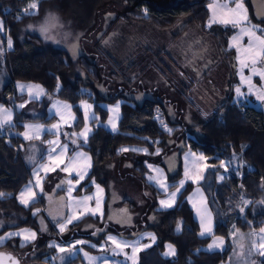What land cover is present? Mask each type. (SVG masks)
I'll return each mask as SVG.
<instances>
[{"label": "trees", "instance_id": "16d2710c", "mask_svg": "<svg viewBox=\"0 0 264 264\" xmlns=\"http://www.w3.org/2000/svg\"><path fill=\"white\" fill-rule=\"evenodd\" d=\"M33 1H37V8L34 13H27ZM162 1L0 0V22L5 26V36L11 46L4 57L10 81L4 89L3 102L11 104L12 96H16L17 102L27 99L26 95L15 93L18 82L38 84L47 96L73 106L77 116L76 123L69 130L73 134L79 133L85 124L79 104L84 101L94 103L98 119L92 122V135L86 143L73 144L70 149V153L83 149L93 161L92 171L77 191L78 195L90 191L89 184L96 181L106 190L109 200L108 179L112 174L108 166L125 155L121 150L126 147L132 149L129 156L133 172L148 186L154 198L163 194L146 182L147 163L165 168L166 155L175 139L182 137L184 145L180 150L178 170L175 174H168L169 181L182 178V155L187 151L204 154L211 167V176L223 162H230L232 169L223 181L217 182L216 177L210 180L209 195L219 210L220 220L213 234L200 236L201 225L188 202L189 193L193 190V185L189 184L171 209L159 210L157 199H154L149 210L154 219L144 222L140 230L152 233L155 243L140 252L138 263L225 264L230 250H206L214 237L230 241L237 231L255 233L264 226V110L238 103L229 96L215 111L204 112L191 94L196 85L192 82L190 87L183 84L181 89L177 88L183 101L195 112L192 125H186L171 121L166 102L156 98L139 102L133 97L132 94L139 91L136 84H142L151 71L170 86L177 80L175 72L183 75L168 49L190 27L195 25L211 37L219 51L226 48L228 36L234 34L231 28L219 24L207 27L211 0H171L169 4ZM244 3L249 13L248 23L263 24L256 17L251 1L244 0ZM107 6H115L119 12L111 15L106 28L98 32L93 46L95 54L89 53L85 47L83 54L73 58L66 49L27 32L28 25L41 23L53 14L84 37L95 28L98 14ZM88 41L91 42L90 39ZM99 59L106 62L109 75ZM107 80L119 82L114 94H109ZM105 103L121 105L122 119L116 132L104 127L109 118V112L101 106ZM44 105L46 108V100L42 102ZM159 114L167 129L161 125ZM23 120L22 113L16 112L7 132L0 133V238L21 229L35 230L41 236L40 215L36 212L42 202L25 207L19 203L18 196L29 183L33 169L25 161L26 149L32 144L44 147L39 156L41 160L46 154L43 142L48 135L42 140L23 141L15 136L21 132ZM40 121L52 123L55 118L47 119L45 116ZM63 139H66L64 135ZM176 186L172 184L171 189ZM123 205L136 210V206L127 200ZM87 223L104 227L83 236L78 231ZM112 231L106 217H87L61 234L68 237L67 234L75 233L73 240L83 238L101 245L108 242V234ZM59 238L58 232L51 228L48 240L22 245L20 238L11 237L0 245V250L19 257L21 264H54L52 259L58 256V251L51 241ZM168 247L174 251L173 256H166ZM78 259L70 258L65 264H77Z\"/></svg>", "mask_w": 264, "mask_h": 264}, {"label": "rangeland", "instance_id": "374dc122", "mask_svg": "<svg viewBox=\"0 0 264 264\" xmlns=\"http://www.w3.org/2000/svg\"><path fill=\"white\" fill-rule=\"evenodd\" d=\"M250 1L254 7L256 17L263 24L248 23L249 13L244 0H211L207 27L219 24L234 30V34L231 37L228 36L226 48L219 51L211 37L203 34L195 25L190 27L168 49L169 54L180 65L183 75L179 76V73L175 72L177 80L173 81L170 86L169 83L151 71L144 78L142 84H136L135 87L139 91L134 92L133 97L139 102L148 98H156L166 102L171 121H180L186 125H192L195 112L183 101L178 89H181L183 84L190 87L192 82L196 85L195 87L192 86L194 89L191 94L197 102V106L204 112L215 111L229 96L233 97L238 103L264 110V0ZM162 2L169 4L171 0H163ZM37 4V1L31 2L26 12L34 13ZM159 5L163 6V4ZM118 12L115 6L103 8L98 14L95 28L84 37L78 31L73 30L71 25H65L63 20L53 14H49L41 23L28 25L26 28L27 32L40 36L46 42L57 47L66 49L73 58H77L86 51L85 47L89 53L95 54L93 46L98 32L104 30L110 22L108 20L110 16ZM5 35V26L0 23V131L3 133H6L10 125L13 124L17 109L20 110L23 107L20 102L16 101V96L11 97V104L9 105L2 102L4 89L9 82L4 67L5 64L2 61L6 51L11 47L10 41ZM98 62L105 65V72L109 75L110 71L106 62L102 59H99ZM169 68L173 69L170 66ZM107 82L110 86L109 94H114L117 91L119 82L110 80H107ZM177 83L182 84L178 87ZM16 92L18 95H27L23 105L32 103L31 101L34 99L42 101L46 97L44 88L35 83L18 82ZM103 92L106 94V91ZM50 103L53 104L50 107V113L55 110L60 114V109H57L55 104H61V101L49 97L46 100V111ZM87 104V102L82 104L86 121L91 119L89 113H86ZM42 111H45V105ZM158 118L161 119L162 116L159 114ZM59 119L60 122L64 121L63 116L59 115ZM108 122L109 125L112 124L113 117ZM88 125L89 123H87ZM161 125L167 129L163 120ZM67 129L63 133H67ZM34 130L30 129L29 131L31 133ZM66 143H69V141ZM73 144L76 145V142L71 141L69 143L70 147ZM183 145L182 137L171 141L170 150L164 161L165 168L154 163H147L146 182L156 187L163 194L162 196L154 198L148 186L133 172V164L128 149H125V155L118 162L108 166L112 176L110 180L108 179L109 201L107 207H105V189L99 186L96 181L92 182L96 185V191L99 190L100 193L99 196L95 193L94 196L83 197L84 200H87L96 196L97 205H91V211L88 213L93 216L98 215L95 208L99 204L102 206V212L99 215L103 217L107 214V223L113 229L108 234V242L101 245H96L83 238L73 240L75 233L67 234L68 237L62 236L61 233H64L71 224L77 221L64 220V208L69 206L68 201L71 199V196L67 195L66 192L68 183L66 177H62L61 181L54 178L50 180L45 190L42 191L45 193L50 206H54L55 202H58L60 207L55 209V217H58V220L54 222L55 224L59 223L57 230L60 238L51 241V245L58 251V256L60 255V258L65 256L67 259L79 258L77 264H138L140 252L155 243V236L152 233L141 232L140 230L144 222H150L154 219L149 213L154 199H157L159 210L171 209L177 204L180 195L187 189L189 184L193 185V190L189 193L188 202L201 225L200 236H211L219 224V210L213 204L209 195L210 180L216 177L217 182L223 181L232 169L231 163L223 162L211 176V167L208 165L204 154L202 152L187 151L182 155V178L177 181H169L168 174H175L178 170V159ZM233 167L236 169V165H233ZM60 184H62V187ZM172 184H177V186L171 189ZM58 190H63L64 194L59 199L57 198L59 196ZM28 191L34 194L31 185L25 187L24 192ZM125 200L134 204L136 210L133 211L128 206H124L123 202ZM21 201L24 203V198ZM81 210L82 213H86L85 210ZM40 223L41 236L37 231L31 229L11 231L5 237L0 238V245L15 236L20 237L25 244L31 241L39 242L43 237L48 240L49 235L45 233L47 225L43 219H40ZM87 224L82 226L78 232L88 233L104 227L103 225L97 227L98 224L95 223ZM252 235H254L252 249L255 252L253 255L264 259V226ZM237 236L238 231L232 237L233 250L230 252L226 264H233L235 258L241 259L243 257L241 253H245L241 251L242 246L239 247L238 251L234 249ZM67 239H69L68 242ZM90 247L98 250V252L90 249ZM207 249L212 252L217 250L226 251L229 249L228 241L220 237H214L206 247ZM65 258L63 259L65 260ZM250 259L248 263H250Z\"/></svg>", "mask_w": 264, "mask_h": 264}, {"label": "crops", "instance_id": "0c3cea01", "mask_svg": "<svg viewBox=\"0 0 264 264\" xmlns=\"http://www.w3.org/2000/svg\"><path fill=\"white\" fill-rule=\"evenodd\" d=\"M3 62H4V59L2 63ZM7 76L10 81L8 74ZM15 93L18 94L16 92V85H15ZM48 99H49V96H47L46 94V97L44 98V100L42 99V101L34 99L31 101L32 103H29L28 105H23L25 101L20 102L23 107H21L20 110L17 109V112L22 113L24 120L20 123L22 125L21 133L18 132L15 134V136H18L25 142H29L33 140H42V138H44L45 135H48V139L43 142L44 146H46V154L42 156L41 160H39V156H41L40 154L42 152V149H45L44 147L42 148V146L39 144H32L26 149L25 161L28 165L32 166L33 169L31 172L30 181L25 187H27L28 185H31L34 191V194H31V192L29 193V191L24 192V189H25L24 187L18 196V201L21 205L25 207H29L30 205L36 202H39V201L42 202L41 206L37 209V212H36V214L40 215L39 228H41L40 219H43V221H45L47 225L45 233H48V235H50L51 228H53L55 232H58V230L56 229V226L58 228L59 223L58 224L54 223L55 220H58V217H55L56 216L55 209L56 208L59 209L60 207H59L58 202H55L54 206H50L48 203V199L47 197H45V193H43V191L45 190L48 182L52 180L53 178L61 181L62 177H66L68 181L66 185V188H67L66 192H67V195L71 196V199H69L68 201L69 206L67 208H64V212H65L64 220H73V222L77 221L76 223H78L87 217L104 219L105 217L107 218V214H105L103 217L99 215L100 212H102V206H100L99 204L95 208L96 213L98 215L93 216L92 214L88 213L91 211V208H90L91 205L92 206L97 205L96 196L92 198H88L87 200H84L83 197L85 196L90 197L91 195L94 196L95 193H97V196H99V193H100L99 190L96 191V185L92 183L93 181L89 184V186L91 187L90 191L88 192L84 191L80 195L77 194V191L87 181L92 171L93 161H92L90 154L84 151L83 149H75L74 151L70 153L71 147L69 143H66L67 140H71L72 142L75 141L76 144L86 143L88 141V139L93 133L92 122L98 119V115L95 113V110H94V103H92L91 101H84L88 103L87 104L88 106L86 108L87 110L86 113H89V115L91 116V119L88 121H86L87 119L85 116V111L82 108L83 102L79 104V107L84 115L85 124H84L83 129L79 133L73 134L69 132L70 129H67V128L73 127V125L77 121V116L75 112L73 111V106L69 103L63 104L66 102L61 101V104H55L56 108L60 109V114H58L55 110H52V112L50 113V107L53 105L51 103L47 111H46V108H45V111H42V108L44 107L42 106V102L43 101L45 102V100H48ZM35 102H38V103H35ZM101 106L109 112V118L107 122L104 124V127L113 132L118 131V126L122 119L121 105L120 104L111 105V104L105 103V104H102ZM59 115L63 116L64 121L60 122ZM45 116L47 117V119L55 118V121L52 123L41 122L40 120L43 119ZM112 117H113V122L112 124L109 125L108 121ZM87 123H89L88 126H87ZM30 129H35V130L30 133L29 131ZM66 129H67V133H63V131ZM0 133L3 134L2 131ZM28 133L31 135L25 136V134H28ZM63 135L66 137V139H63ZM125 149H128L127 151L132 150L131 148H128V147L123 148L121 152H123L124 154H125ZM60 186L62 187V184H60ZM41 191L42 193H40ZM58 194L59 196L57 198L59 199L62 195H64L63 190H58ZM104 195L106 197V203H105L106 206L105 205L104 206L107 207L108 201H109L107 192L106 194L104 193ZM23 198L25 200L24 203H22L21 201L23 200ZM91 201H94V202H91ZM81 209L85 210L86 213L85 214L82 213ZM218 220H219V216H218ZM76 223H73V224H76ZM91 232L93 231H90L88 233L83 232L81 234H83V236L84 235L86 236ZM252 234L253 233L251 232L238 231V236L236 237V240H235L236 244L234 245L235 246L234 249L238 251L239 247L242 246L241 251L245 253L244 254L241 253V255H243L241 259L235 258L233 260V264H264L263 258L253 255L255 252H254V249H252V243L254 241V235ZM43 239H47V238L43 237ZM32 242L33 241L27 242L25 244L21 240L22 245H27ZM228 245H229L228 250H230L231 252L233 250L232 239L228 241ZM244 247H245V251H244ZM207 251L212 252L208 249ZM173 255H174V251L172 250V248L168 247L166 256H173ZM254 257H256V259H254ZM63 258H65V256H63ZM63 258H60V255L56 256L55 258L52 259V263L65 264V262L68 259H70V258L67 259L66 257L64 260ZM249 259H250V263H248Z\"/></svg>", "mask_w": 264, "mask_h": 264}, {"label": "water", "instance_id": "95a60500", "mask_svg": "<svg viewBox=\"0 0 264 264\" xmlns=\"http://www.w3.org/2000/svg\"><path fill=\"white\" fill-rule=\"evenodd\" d=\"M0 264H21L19 257H15L5 251L0 250ZM45 264V263H42Z\"/></svg>", "mask_w": 264, "mask_h": 264}]
</instances>
